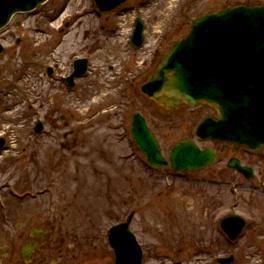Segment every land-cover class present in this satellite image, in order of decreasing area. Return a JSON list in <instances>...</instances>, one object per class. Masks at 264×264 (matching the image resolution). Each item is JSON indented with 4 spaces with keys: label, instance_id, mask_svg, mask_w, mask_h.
Wrapping results in <instances>:
<instances>
[{
    "label": "rangeland",
    "instance_id": "obj_1",
    "mask_svg": "<svg viewBox=\"0 0 264 264\" xmlns=\"http://www.w3.org/2000/svg\"><path fill=\"white\" fill-rule=\"evenodd\" d=\"M89 3L48 0L41 6L44 19L39 10L35 23L30 17L29 29L41 30L40 37L46 39L44 83L34 85V67L30 71L21 59H14L8 71L13 74L7 73L8 111L0 98V136L6 140L0 150V259L7 253L1 264H115L107 232L130 215L131 230L144 250L143 264H219V256L230 255L231 264H264V150L248 155L240 146L219 144L225 160L203 170L177 173L148 167L132 144L129 121L124 130L113 127L122 124L116 104L128 85L126 71L136 65L145 69L139 61L146 56V46L133 50L128 41L135 13L119 8L110 14L108 28L102 29L104 18ZM141 14L149 19V11ZM153 29L159 27L149 23L147 41L153 38ZM26 51L34 53L32 48ZM80 56L89 58V72L71 92L57 78L69 73ZM48 66L56 69L55 77L46 74ZM25 95L45 98L49 110L45 120L43 110L27 111ZM52 102H61L59 113L52 114ZM137 107L148 118L164 154L181 138L192 137L201 114L200 109L198 113L186 108L166 117L144 99ZM39 118L51 128L34 137L31 130ZM65 123L75 130L67 139L63 136L70 128H64ZM57 126L60 132L54 129ZM72 140L76 147H62L63 141ZM233 156L251 165L255 176L246 179L234 171L217 176ZM213 172L219 178L213 179ZM231 213L247 221L233 242L219 228V219ZM38 227L52 235V251L25 263L22 248L31 238L28 232Z\"/></svg>",
    "mask_w": 264,
    "mask_h": 264
},
{
    "label": "water",
    "instance_id": "obj_2",
    "mask_svg": "<svg viewBox=\"0 0 264 264\" xmlns=\"http://www.w3.org/2000/svg\"><path fill=\"white\" fill-rule=\"evenodd\" d=\"M45 1L0 0V27L15 12L31 11ZM142 31L143 23H138L133 40L142 38ZM82 62L83 72L86 60ZM78 69L70 81L82 73ZM141 91L168 111L177 110L182 103L194 106L206 102L214 106L220 116H208L199 124L196 136L200 139L230 141L253 150L264 146V6H237L196 19L190 33L164 54ZM41 126L38 123L37 131ZM133 134L149 163L168 164L139 114L133 119ZM215 158V150H201L191 141H182L170 151L172 167L183 172L203 169ZM230 165L252 176L251 169L237 160ZM132 219L130 215L109 229L116 264L142 263L143 250L130 230ZM245 224L244 218L233 214L224 217L221 225L231 239H236ZM23 254L27 258L28 253ZM232 260L233 256L219 258L223 264Z\"/></svg>",
    "mask_w": 264,
    "mask_h": 264
},
{
    "label": "flooded vegetation",
    "instance_id": "obj_3",
    "mask_svg": "<svg viewBox=\"0 0 264 264\" xmlns=\"http://www.w3.org/2000/svg\"><path fill=\"white\" fill-rule=\"evenodd\" d=\"M89 4L92 7V9H96V6L93 0H90ZM238 5H248V6L264 5V0H127L122 5L118 6L117 8H115L109 13L99 14L101 18L105 19L104 21L106 22V25H107V22L110 19L109 17L111 16L110 15L111 13L116 12V10H118L119 8L120 9L128 8V10L133 11L135 13L133 28L135 26L136 18L138 17L143 19L144 27H145V38H144L145 45L144 46H146L147 53H146L145 58L139 61L145 69L141 70L140 65H136L135 67H129L128 70L126 71V73L127 72L128 73L126 77L124 76V81L128 80L127 81L128 85L124 87L125 90L122 91L123 93L122 100L116 104L118 105V107H120L119 116H121L122 120H120L119 122H121L122 124L121 125L118 124L117 127L113 126L115 130L123 129L125 127L126 121H129V123H131L133 113L141 110V109H137L138 108L137 104L140 105L141 100H142V95L139 91V86L143 83V81L146 80L149 74L153 72V70L156 68L164 52L167 51L169 48H171V46L175 42H177L179 39L187 35V33L190 30L193 20L202 15H205L208 13H214L220 9L234 7ZM148 11L150 12V15L149 16L147 15L149 17V19L147 20L142 16L141 13L142 12L146 13ZM38 15H40V13L34 14V15H29V13H24V12L17 13L12 17V19L9 21V23L4 28L0 29V81L3 82V83H0V98L6 101V108L4 110L5 112L8 111V108L10 109V105L8 107V95H10L9 93L10 86L7 85L8 78H9L7 76V73L8 71H12L9 69L14 59L18 62L20 59L22 60V62L24 61L23 63H25L26 68L30 69L31 66L34 67L33 77L37 82L34 84L35 86L39 83L42 84L45 81L44 73L43 71H41V67L43 66V63L46 62L47 58H49V55L42 54L43 49H44L43 43H44V40L46 39L40 37L39 33L41 32V30L40 32H37L35 31L34 28L29 29V22L31 19L30 17L33 18V22L35 23L33 16H38ZM40 16L43 19L45 17L44 13H42V15ZM149 23L152 24L154 28L159 27V29L157 30L153 29V32H155V34L153 35V38L151 40L147 41L146 32H147V27ZM35 28L37 30V27ZM32 31L34 32L31 33ZM60 31H63V29ZM57 43L58 44L60 43L59 39ZM30 44H32V46H30ZM143 47H141L140 49H142ZM28 48L29 49L32 48L34 53L29 54V52L26 51V54H24V51L28 50ZM131 48L133 50L135 49V47L132 44H131ZM129 57H130L129 60H131V56ZM18 66L19 64H17V67ZM48 68L49 67L46 68V74L49 73ZM27 71L25 72L26 74L29 73ZM71 72H72V69L66 75H60L57 81L59 83L66 84L65 77L69 75ZM55 73H56V69L53 68L50 74L55 75ZM8 74H13V72L8 73ZM121 77L122 76L115 77L114 79H119ZM62 85L64 86V84ZM71 87L72 88L68 90L71 92H75L76 84H74V86H71ZM42 94L44 95V92H42ZM28 96L25 95V100L28 101L27 111L30 113V112H36V110H38V113H39V109H41L44 111L43 119L45 120L46 113L49 112V110H47L48 108H46V104L44 101L45 98L43 99V98H39L40 96H37L36 98L33 99L32 96L31 97L30 96L28 97ZM30 99L31 100L33 99L34 102H30L29 101ZM54 101H55V98H54ZM149 104H153V103L149 102ZM52 106L54 107V110H55L54 113L52 114L59 113L58 111H56V109L58 107L60 109L61 102H60V105L59 104L57 105L56 102H52ZM186 108H189V110H197V111L198 109H200L201 114L193 127L192 137H188V138L184 137V138H181L180 140L195 138L194 128L197 125V123L201 121L207 115H210V114L217 115V111L211 106L206 105V104H198L195 107H189L187 105H182V107L177 112H166L163 110H160V112L161 113L163 112L162 114L165 115L166 117H170L174 114L182 113L183 110H185ZM201 108L204 110L203 113H202ZM129 110H131L132 113ZM140 112L145 116L146 120L149 122L146 115L142 111ZM91 117H94V115H92ZM59 119L62 120L63 115L59 114ZM45 126H49V125H45ZM101 126L103 125H90L89 128L95 129L96 127L99 129ZM49 127L51 128V126ZM64 128H70V126L67 123H65ZM34 129H35V125L33 126V130ZM54 129H57V131L59 132L61 131L60 126H57ZM74 132L75 130L73 128H70L69 130L66 131L63 137L67 139V137L69 135H72ZM43 134H39V135H43ZM34 137L36 136L34 135ZM67 143H68L67 141H63L62 147L72 149L76 147L77 141L72 140L70 144H67ZM212 144H213L212 147L215 148L217 151V160L213 165L222 163L224 158H221V155H220V152L217 146L219 144H227L230 146H233V145L228 144V143H222V142H214ZM72 153L76 154L74 149L72 150ZM229 159L225 162L224 166H221L217 170V174H218L217 176L224 175L228 171H234L235 173H238L234 168L228 167ZM246 165H249V164H246ZM76 170L78 169L76 168ZM214 175H215V172L212 173V177ZM214 177L215 179L219 178L216 176ZM37 229H41V227L33 228L32 230L28 232V235L31 238L25 245L36 243V245L33 248H31V250L29 251L27 250V252H29V259L34 258V257H38V258L43 257L48 251H52V240H53L52 235L46 232L45 233L39 232Z\"/></svg>",
    "mask_w": 264,
    "mask_h": 264
}]
</instances>
